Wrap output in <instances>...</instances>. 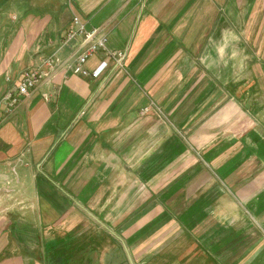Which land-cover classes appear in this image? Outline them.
<instances>
[{"label":"crops","instance_id":"1","mask_svg":"<svg viewBox=\"0 0 264 264\" xmlns=\"http://www.w3.org/2000/svg\"><path fill=\"white\" fill-rule=\"evenodd\" d=\"M0 264H264V0H0Z\"/></svg>","mask_w":264,"mask_h":264},{"label":"built area","instance_id":"2","mask_svg":"<svg viewBox=\"0 0 264 264\" xmlns=\"http://www.w3.org/2000/svg\"><path fill=\"white\" fill-rule=\"evenodd\" d=\"M72 41H76L75 50L73 52L74 62L72 71L84 76L91 75L97 77L106 65V62L102 61L101 65L90 72L85 69L84 65L89 56L95 54L100 49L107 50V36L104 33H99L96 27H88L82 18L76 14H72L71 22L64 32L61 43L67 45ZM108 55L113 57L118 63H121V60L124 58L123 51H113ZM61 63V58L55 54L42 57L39 62L40 66L36 68H27L21 73L17 84V94L27 96L30 89L54 71ZM17 99V96H12L7 100V103L13 104Z\"/></svg>","mask_w":264,"mask_h":264},{"label":"clouds","instance_id":"3","mask_svg":"<svg viewBox=\"0 0 264 264\" xmlns=\"http://www.w3.org/2000/svg\"><path fill=\"white\" fill-rule=\"evenodd\" d=\"M235 39H238V38H235ZM222 51H223V50L221 49V52H222ZM232 55H233V57H235V56L237 55V53H236V52H233Z\"/></svg>","mask_w":264,"mask_h":264}]
</instances>
